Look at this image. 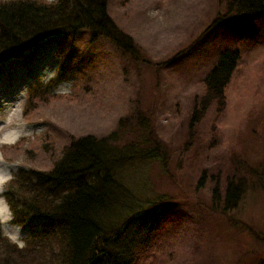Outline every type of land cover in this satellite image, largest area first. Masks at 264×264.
<instances>
[{"label":"rangeland","instance_id":"374dc122","mask_svg":"<svg viewBox=\"0 0 264 264\" xmlns=\"http://www.w3.org/2000/svg\"><path fill=\"white\" fill-rule=\"evenodd\" d=\"M228 1L108 0L107 15L130 37L131 52L80 31L0 63V124L29 130L0 147V167L13 175L47 171L71 141L89 136L123 157L130 147L148 150L151 159L116 170L128 192L119 190L122 203L102 218L109 230L129 215L163 216L134 264H264V19L251 32L218 23ZM225 48L239 59L224 108L212 104L192 123L202 79ZM41 89L46 94L38 99ZM229 182L242 191L233 207L224 204ZM27 236L22 228L24 244Z\"/></svg>","mask_w":264,"mask_h":264},{"label":"trees","instance_id":"16d2710c","mask_svg":"<svg viewBox=\"0 0 264 264\" xmlns=\"http://www.w3.org/2000/svg\"><path fill=\"white\" fill-rule=\"evenodd\" d=\"M107 3L0 2V62L21 56L49 37H74L80 31L88 32L92 42L105 38L131 52L134 46L130 37L107 15ZM225 11L217 17L218 23H232L237 30L248 26L251 32L252 23L264 19V0H229ZM238 59L237 50L225 48L217 53L216 63L202 79L200 109L194 105L192 123L200 121L212 104L217 105L218 112L223 110L224 91ZM45 94L42 89L35 96L41 99ZM128 150L129 156L123 157L107 140L83 137L71 141L51 169L18 170L4 195L15 215L13 224L27 229L28 236L24 247L19 248L0 233V264H134L138 251L149 245L155 222L163 216L151 220L143 214L129 215L123 224L114 225L115 229L104 228L103 216L115 210L128 192L121 187L116 170L153 155L148 150ZM121 189L126 194L118 199ZM241 192L229 182L225 206L233 207Z\"/></svg>","mask_w":264,"mask_h":264},{"label":"clouds","instance_id":"9594fccd","mask_svg":"<svg viewBox=\"0 0 264 264\" xmlns=\"http://www.w3.org/2000/svg\"><path fill=\"white\" fill-rule=\"evenodd\" d=\"M28 131L26 127L21 131L19 126L12 125L5 120L3 124H0V147L14 145L19 142ZM2 161L3 155L0 154V162ZM14 178L10 168L0 167V233H3L12 243L16 244L17 247L23 248L24 240L21 237L22 227L13 224L15 215L4 195L6 185ZM10 229H15V232H11Z\"/></svg>","mask_w":264,"mask_h":264},{"label":"bare ground","instance_id":"6f19581e","mask_svg":"<svg viewBox=\"0 0 264 264\" xmlns=\"http://www.w3.org/2000/svg\"><path fill=\"white\" fill-rule=\"evenodd\" d=\"M40 47H42V45H38V46L34 47V48L30 51V53H33L34 51L39 50ZM26 57H27V56H26ZM27 58H28V57H27ZM49 63H50L49 61H48V62L46 61L45 64H44V68H48ZM23 86H24V85H23ZM22 88H23V87H22ZM17 93H18V90L15 89V92H11V93H10V97H14ZM10 100H13V98L10 99Z\"/></svg>","mask_w":264,"mask_h":264}]
</instances>
